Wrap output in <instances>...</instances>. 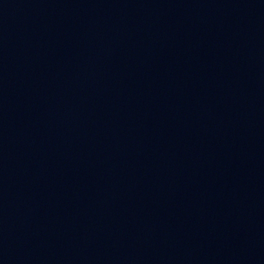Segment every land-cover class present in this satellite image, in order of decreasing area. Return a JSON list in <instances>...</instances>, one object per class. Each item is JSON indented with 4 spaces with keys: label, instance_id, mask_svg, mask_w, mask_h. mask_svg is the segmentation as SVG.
<instances>
[{
    "label": "water",
    "instance_id": "95a60500",
    "mask_svg": "<svg viewBox=\"0 0 264 264\" xmlns=\"http://www.w3.org/2000/svg\"><path fill=\"white\" fill-rule=\"evenodd\" d=\"M0 264H264V0H0Z\"/></svg>",
    "mask_w": 264,
    "mask_h": 264
}]
</instances>
